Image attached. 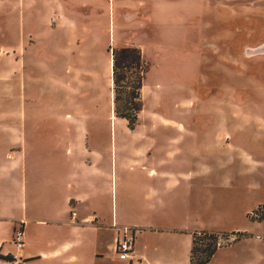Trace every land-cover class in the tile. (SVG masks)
Segmentation results:
<instances>
[{
    "label": "rangeland",
    "instance_id": "obj_1",
    "mask_svg": "<svg viewBox=\"0 0 264 264\" xmlns=\"http://www.w3.org/2000/svg\"><path fill=\"white\" fill-rule=\"evenodd\" d=\"M122 48L139 49L148 70L133 131L114 113ZM0 113L11 159L21 150L37 179L72 170L41 135L82 134L84 161L123 200L113 228L135 231L133 259L190 264L197 234L195 262L214 248L209 264H264V0H0ZM178 171L189 193L145 199Z\"/></svg>",
    "mask_w": 264,
    "mask_h": 264
},
{
    "label": "crops",
    "instance_id": "obj_2",
    "mask_svg": "<svg viewBox=\"0 0 264 264\" xmlns=\"http://www.w3.org/2000/svg\"><path fill=\"white\" fill-rule=\"evenodd\" d=\"M69 116L65 115V118ZM0 121V183L4 191L0 194V255L11 256L15 260L13 263L0 260V264H113L109 262L108 253L114 252L117 232L113 222L123 220V200L109 195V174L84 161L83 157L88 152L84 141L80 140L82 134L71 137L65 130L50 136L41 135L40 140L51 142L52 154H64L72 170L59 179H37L33 175V163L23 160L21 150H15L13 153L19 157L11 159L10 118L0 113ZM76 138H79L80 144H75ZM178 172L179 177H172V180L170 177L162 178L166 186L164 189H160L159 180L153 179L154 185L149 186L145 199L150 201L158 193L177 190L183 184L189 193L192 180L187 182L183 177L187 173ZM150 173L149 170L148 177L151 179ZM87 174L104 176L103 185L98 187L92 181L83 179ZM156 182L158 187H154ZM74 211L76 217L72 215ZM19 225L23 231V247L20 250L12 244L13 233ZM139 230L142 233L155 232L141 227ZM183 232L159 231L173 237L185 235ZM126 264L164 262L142 257Z\"/></svg>",
    "mask_w": 264,
    "mask_h": 264
},
{
    "label": "trees",
    "instance_id": "obj_3",
    "mask_svg": "<svg viewBox=\"0 0 264 264\" xmlns=\"http://www.w3.org/2000/svg\"><path fill=\"white\" fill-rule=\"evenodd\" d=\"M113 82H114V113L117 118L127 121L128 129L133 131L138 125L139 114L142 111L141 91L143 88V80L147 73L146 66L143 65L141 52L136 48H122L113 51ZM134 69V76H131L130 82H125L126 74ZM193 247L191 249L190 264H209L210 260L216 253L214 248H206L205 258L199 262H195L194 252L197 244L196 236L193 235ZM214 239V236H210ZM0 260L8 263L15 262L11 256H1Z\"/></svg>",
    "mask_w": 264,
    "mask_h": 264
},
{
    "label": "built area",
    "instance_id": "obj_4",
    "mask_svg": "<svg viewBox=\"0 0 264 264\" xmlns=\"http://www.w3.org/2000/svg\"><path fill=\"white\" fill-rule=\"evenodd\" d=\"M73 217H76V212H72ZM135 231L132 228H124L123 231L119 230L118 235L115 238V252L120 260L133 261L134 255V237ZM17 236V248L21 249L23 247V231L22 228L16 232ZM16 241V240H15Z\"/></svg>",
    "mask_w": 264,
    "mask_h": 264
}]
</instances>
